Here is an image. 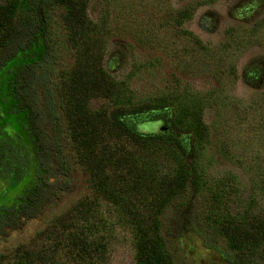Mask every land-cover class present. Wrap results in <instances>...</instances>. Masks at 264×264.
Listing matches in <instances>:
<instances>
[{
    "label": "rangeland",
    "instance_id": "obj_1",
    "mask_svg": "<svg viewBox=\"0 0 264 264\" xmlns=\"http://www.w3.org/2000/svg\"><path fill=\"white\" fill-rule=\"evenodd\" d=\"M87 13L95 23L106 25L104 46L95 48L96 67L130 95L133 104L112 107L95 97L91 108L105 107L108 115L120 117L135 105L160 97L183 94L184 103L194 98L206 129L198 163L211 181L234 177L239 195L235 212L263 213L264 0H89ZM53 22L58 50L51 79L57 82L59 70L73 63L74 52L68 48L57 16ZM41 53L39 45L0 71V146L7 154L3 142L10 141L29 157L19 179L16 175L22 169L0 178V208L19 204V198L35 183L37 163L33 140L26 132L27 114L13 98L10 80L16 66L38 59ZM54 112L62 128L60 149L68 170L60 179L68 187L58 191L38 217L0 236V264H133L130 234L118 226L109 229L116 211L91 185L89 179L96 174L90 176L89 170L101 160L108 184L110 177L112 186L136 205L141 216L149 212L142 205L147 191L138 193L136 181L126 171L140 170L135 159L144 157V151L113 129L110 121H101L92 136V154L98 157H81L65 131L57 98ZM160 128L158 123L144 126L152 134ZM166 134L174 138L177 131L169 128ZM150 157L160 167L173 166L163 155ZM7 166L6 159L1 169L9 172ZM204 212L202 198L181 215L168 210L174 227L180 225L179 233L167 239L174 264H247L209 240L203 227ZM93 217L104 225L100 255L79 239L82 221Z\"/></svg>",
    "mask_w": 264,
    "mask_h": 264
},
{
    "label": "trees",
    "instance_id": "obj_2",
    "mask_svg": "<svg viewBox=\"0 0 264 264\" xmlns=\"http://www.w3.org/2000/svg\"><path fill=\"white\" fill-rule=\"evenodd\" d=\"M88 1L2 0L0 4V71L18 55L42 46L39 58L16 66L10 80L12 96L27 114L26 132L33 140L37 170L33 187L19 198V204L0 208V236L38 217L57 192L68 187L60 179L68 170L60 149L62 128L54 112L57 98L64 112L65 131L81 157H98L92 154L95 149L92 136L97 122L101 121H110L113 129L144 151V157H138V161L134 158L140 163V170L126 171L136 181L134 188L138 193L142 189L147 191L142 205L149 212L141 216L136 205L112 186L110 177L108 184L101 160L89 170L90 176L96 174L89 179L91 185L116 211L109 229L118 226L130 234L133 264H174L167 239L175 237L180 225L174 227L168 210L174 209V216L181 215L198 198L205 203L203 227L209 240L247 264H264V212L253 213L248 209L235 212L239 195L234 177L225 175L211 181L198 163L197 154L206 129L200 119L201 108L194 98L188 97L189 101L184 103L183 94L160 97L153 103L137 104L120 117L108 115L105 107L91 108L95 97L112 107L133 104L130 95L122 92L95 65L99 61L95 48L104 46L106 25L100 26L90 18ZM55 16L65 31L70 52H74L73 63L68 69L59 70L57 82L51 79L55 50H58L53 28ZM155 123L161 125L158 133L145 131L144 126ZM168 126L177 131L176 137H168ZM3 146L8 152L0 146V178L22 169L16 175L19 179L29 157L10 141L3 142ZM150 155H163L173 164L172 168L160 167ZM6 159L9 172L1 169ZM119 178H124V174ZM81 226L79 239L100 255L104 225L98 217H93L84 219Z\"/></svg>",
    "mask_w": 264,
    "mask_h": 264
}]
</instances>
